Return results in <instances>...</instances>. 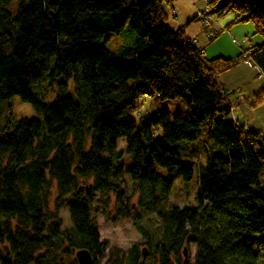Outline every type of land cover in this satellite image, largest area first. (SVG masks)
Instances as JSON below:
<instances>
[{"label": "trees", "instance_id": "1", "mask_svg": "<svg viewBox=\"0 0 264 264\" xmlns=\"http://www.w3.org/2000/svg\"><path fill=\"white\" fill-rule=\"evenodd\" d=\"M175 1L0 0V106L19 98L42 117L0 123V264H79L82 250L100 264L109 244L92 215L95 197L107 217L115 197L112 220L138 225L141 218L122 184L125 171L138 209L167 226L156 264H264V239L257 237L264 233V136L234 121L218 81L241 61L264 75V17L248 0H208L193 22L234 14L230 26L251 24L263 39L238 58L209 59L183 27L169 28L165 10ZM109 34L126 36L117 54L101 44ZM141 97L182 99L189 113L172 118L158 110L138 126L129 113L113 112L133 109ZM245 103L263 106L264 89ZM183 153L204 155L197 206L163 210L174 180L156 167L190 182L194 169L181 163ZM190 244L197 246L193 263L182 258ZM144 252L135 246L125 258L111 249L107 264H142Z\"/></svg>", "mask_w": 264, "mask_h": 264}, {"label": "rangeland", "instance_id": "2", "mask_svg": "<svg viewBox=\"0 0 264 264\" xmlns=\"http://www.w3.org/2000/svg\"><path fill=\"white\" fill-rule=\"evenodd\" d=\"M19 6V1H15L14 4L9 8V11L15 15ZM126 36L122 35H115L109 34L108 40H102L101 44L105 46L108 50L113 53H118L120 48L127 44ZM228 73H234V70H231ZM232 77L233 74H227ZM46 80L50 82V78L46 77ZM43 81L40 85L37 86L43 88L47 85V81ZM63 81V78H59L54 80L53 87L57 88L58 84ZM73 85L70 83V91L69 95H73ZM72 87V88H71ZM36 91V89L34 88ZM37 92V91H36ZM56 94L54 92H50L47 100L51 103L54 102ZM262 107V106H261ZM260 108V107H259ZM255 113L251 114L253 117H258L260 110L252 109ZM158 110H166L172 118L177 115H182L186 117L189 113V107L182 99H177L174 101H163V102H156L151 97H141L134 106L133 109L123 108L119 106L113 112L123 111L127 112L131 115V117L137 122L139 126V119L142 116L150 117L152 114H155ZM0 112L2 114V118L0 123L5 122V118L13 117L17 120L22 118H36L42 121V117L37 115L32 107L28 104H25L20 101L19 98H13L12 100L5 102L2 106H0ZM207 125H204L201 128V136L204 139H207ZM119 148H123L125 143L123 140L119 141ZM203 153V152H202ZM204 161V155L202 154L201 157L197 160L193 156H187L184 153L182 154L181 163L183 165H190L194 169V176L190 182H184L181 177L177 176V172L173 173V176L170 177L168 172L164 169L156 167V171L164 176L166 179L172 178L173 188L171 191V195L169 201L162 206L163 210H170L174 207L184 208V207H196L197 206V197L199 193V177H200V168L197 165V162ZM124 167L128 168L130 165V158L128 155H125L122 162ZM123 167V168H124ZM123 186L126 188L128 192V198H130V203L133 204L134 208H137V212L141 215L140 220L136 224L135 221L131 219L125 220H112L114 217L115 209V197H110V206L108 207V212L110 213L109 217L103 213L104 205L100 202V197L96 196L94 199V206L92 208V215L95 219V222L98 225L99 232L101 235V240L106 241L109 244L107 250V256L103 260L100 261V264H107L109 261V252L111 249H115L118 251L123 252L124 257H128L130 251L135 247L138 246L139 250L147 251L144 252V259L141 261L142 264H156L155 256V246L159 239L166 236L168 234L167 226L160 220L157 214H143L138 209V197L132 196L133 187L127 171H125V175L122 182ZM58 193L57 190H54L53 193V200L51 203L52 209L54 208V200L57 197ZM60 217L63 220L64 227H70V215L68 209H63L60 211ZM141 227L146 233L147 236L143 234V232L139 229ZM258 238L264 239V233L257 235ZM150 242L151 245L147 246V243ZM197 246L194 244L186 245L183 248V251H186V255H182V258L185 260H189L191 263L194 262L195 255H196Z\"/></svg>", "mask_w": 264, "mask_h": 264}, {"label": "crops", "instance_id": "3", "mask_svg": "<svg viewBox=\"0 0 264 264\" xmlns=\"http://www.w3.org/2000/svg\"><path fill=\"white\" fill-rule=\"evenodd\" d=\"M206 4L204 0H177L166 7L169 28L176 32L183 27L186 37L200 49L205 51L209 59L224 57L238 58L245 49L260 45L263 39L256 33L251 24L230 26L235 18L230 14L223 19L209 17L194 21L204 14ZM192 21V22H191ZM232 70L234 73H224L218 79L219 85L226 93L231 103L233 119L247 130L261 133L264 136V105L258 116L245 103L246 99L264 89V75L259 68L248 61L239 62ZM233 74L232 77H227Z\"/></svg>", "mask_w": 264, "mask_h": 264}, {"label": "water", "instance_id": "4", "mask_svg": "<svg viewBox=\"0 0 264 264\" xmlns=\"http://www.w3.org/2000/svg\"><path fill=\"white\" fill-rule=\"evenodd\" d=\"M250 1L254 7L258 9V11L264 17V0H248ZM185 255H186V251ZM76 258L79 264H92L93 258L88 251L82 250L76 253Z\"/></svg>", "mask_w": 264, "mask_h": 264}, {"label": "built area", "instance_id": "5", "mask_svg": "<svg viewBox=\"0 0 264 264\" xmlns=\"http://www.w3.org/2000/svg\"><path fill=\"white\" fill-rule=\"evenodd\" d=\"M204 1H205L206 4L208 3V0H204ZM204 22L208 23L207 20H205V19H204Z\"/></svg>", "mask_w": 264, "mask_h": 264}]
</instances>
